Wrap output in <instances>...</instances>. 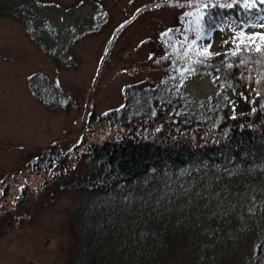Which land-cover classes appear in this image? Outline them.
Segmentation results:
<instances>
[{"label":"rangeland","instance_id":"obj_1","mask_svg":"<svg viewBox=\"0 0 264 264\" xmlns=\"http://www.w3.org/2000/svg\"><path fill=\"white\" fill-rule=\"evenodd\" d=\"M57 1L68 7L75 3ZM147 1L150 0H103V4L115 25ZM89 9V4L80 10L71 9L69 23L80 22ZM176 14L171 8H163L137 18L116 40L109 61L102 66L100 57L107 34L83 35L79 41L63 46L67 36L58 44L51 39L52 34H46L48 21L42 18L47 14L39 15L32 25L34 39L13 16L0 14V186H11L20 173L22 176L27 171L28 161L45 148H71L83 137L89 141L92 134L86 133L90 129L88 114L93 111L101 115L118 107L123 101L124 86L145 76L141 72L130 74L137 66L149 65V49L136 51L138 41L155 36L172 23ZM49 21L59 33L65 30L61 17H50ZM261 25L264 19L248 27L227 24L195 43L194 50L227 51L229 43L239 35L264 33ZM38 32L45 35H37ZM32 39L49 51L38 49ZM65 57L68 61L60 65ZM30 75L45 81L53 91L51 99L58 104L69 101L68 108L38 101L29 90ZM149 75L155 79L160 76L153 70ZM182 86L195 99H207L216 91L207 74L186 75ZM99 127L91 126L93 131ZM240 181L231 184L226 179L217 183L195 180L174 190L168 178H144L128 193L133 197L128 212L124 211L118 221L112 216L103 219L108 225L105 229L100 228L103 226L98 223L102 222L98 216L91 221L80 216L78 224L74 219L77 209L88 204L90 198L94 199L90 210L96 209L94 203L101 202L109 213L113 212L108 198L99 201V194L50 187L38 202L33 197L27 199L32 209L20 225L6 228V220L0 221V264H67L71 249L77 246V233L81 235L80 228L86 235L101 233L90 240L82 233V246L86 247L87 240L88 249L98 247L106 239L103 245L108 250L101 258L102 264L131 255L132 248L124 249L133 233L141 236L142 248L149 253L146 264H177L181 259L189 264H246L264 237V206L260 218L251 213L257 209V201L264 202V174L248 175ZM255 198L257 201L251 203ZM22 208L20 205L24 212L26 209Z\"/></svg>","mask_w":264,"mask_h":264},{"label":"trees","instance_id":"obj_2","mask_svg":"<svg viewBox=\"0 0 264 264\" xmlns=\"http://www.w3.org/2000/svg\"><path fill=\"white\" fill-rule=\"evenodd\" d=\"M74 1L68 7L57 0H0V14L13 16L28 29L29 36L35 35L32 25L36 18L47 14L42 18L48 21L45 32L52 34L51 39L58 44L67 36L63 46L79 41L83 35L107 34L100 66L109 61L116 40L137 18L148 11L163 8H171L177 14L172 23L161 28L155 36L138 41L136 51L144 47L149 49V65L137 66L130 70V74L141 72L145 76L124 86L123 101L118 107L101 115L93 111L88 114L90 129L86 133L92 134L89 141L83 137L71 148H45L28 161L27 171L22 176L20 173L11 186L1 184L0 221L6 220L3 226L20 225L32 209L27 199L33 197L38 202L39 198H44L48 188L56 185L64 191L82 190L88 194H99L102 196L99 201L108 198L113 203L111 214L101 202L94 203L92 206L96 209L90 210L94 200L91 198L88 204H82L75 212L77 224L80 216L88 218V221L98 216L102 229L108 228L103 220L106 217L112 216L118 221L124 211L128 212L126 209L133 201L128 193L144 178H168L170 187L178 190L195 183V180L217 183L226 179L232 184L248 175L264 174V62H260L261 53L256 52L250 43L254 40L264 44V38L254 34L239 35L229 43L227 51H207L209 55H200L201 51L194 50L192 43L203 41L227 24L242 27L256 24L260 17H264V4L257 2L250 11L241 6L243 0L231 9L210 8L213 20L208 24L207 19L200 21V13L189 6V0H150L138 5L129 16L114 25L103 0ZM212 2L226 4L232 0ZM86 4L90 9L81 21L69 23L71 9L80 10ZM184 12H192L193 15L184 17ZM57 16L65 25V30L60 33L49 21L50 17ZM37 35L45 34L38 32ZM198 35L200 39H197ZM241 39L244 44L240 45L237 55H232ZM33 41L38 49L49 51L43 43ZM246 48L249 50L245 51ZM61 60L60 65L68 61L66 57ZM241 60L247 62L241 64ZM150 70L160 76L155 79L149 75ZM195 73L207 74L216 87L215 93L207 99L192 98L182 89L184 77ZM33 76L29 77L28 86L38 101L51 107L68 108L69 101L58 104L51 99L53 91L45 81ZM93 125L100 127L93 131ZM255 201L257 198L250 202ZM256 203L258 207L251 213L260 218L264 202ZM20 205L26 213L21 212ZM80 231V236L77 233V246L71 249L67 264H100L108 250H104L103 245L106 239L103 238L98 247L88 249L87 240L101 233L86 235L81 228ZM82 233L88 238L86 247L81 243ZM129 241L124 251L129 247L133 253L116 258L112 264L149 263V253L142 248L141 236L133 233ZM247 258L246 264H264V237ZM177 264L189 263L181 259Z\"/></svg>","mask_w":264,"mask_h":264},{"label":"snow or ice","instance_id":"obj_3","mask_svg":"<svg viewBox=\"0 0 264 264\" xmlns=\"http://www.w3.org/2000/svg\"><path fill=\"white\" fill-rule=\"evenodd\" d=\"M239 2V0H232L231 3H213L212 0H189V6L193 7L194 10L196 12L200 13V21L203 22L207 19L208 24L212 23L213 20V15L212 13L209 11L210 8H220V9H231L233 8L237 3ZM259 2L260 4H264V0H243V4L241 5L242 7H244L247 10H251L253 9V7L256 5V3ZM180 7H184V5H179ZM193 15L192 12H184L183 16L187 17V16H191ZM260 19H264V17H260ZM262 27H264V25H261ZM169 31H173V30H169ZM207 34V33H205ZM163 35H167V33H164ZM254 35H259L262 38H264V33H260V34H254ZM201 36H197V39H200ZM235 39V38H234ZM250 40V38H249ZM196 41H192L193 44H195ZM244 40L241 39L240 44L237 45V49L236 51L232 52V55H237V53L240 51V45L244 44ZM250 43L254 46V50L258 53H261V57L262 60L260 62H264V44L262 43H257L254 40H250ZM245 51L249 50V49H244ZM210 53L207 52V48L203 49V51L200 53V55H209ZM150 59L152 58L151 56L149 57ZM247 61L245 60H241V64L246 63Z\"/></svg>","mask_w":264,"mask_h":264}]
</instances>
